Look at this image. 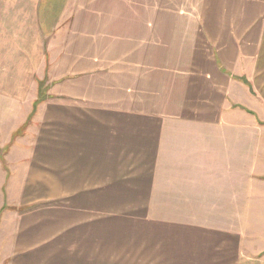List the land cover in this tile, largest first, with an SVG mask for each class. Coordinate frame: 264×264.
Returning <instances> with one entry per match:
<instances>
[{
    "label": "crops",
    "instance_id": "crops-1",
    "mask_svg": "<svg viewBox=\"0 0 264 264\" xmlns=\"http://www.w3.org/2000/svg\"><path fill=\"white\" fill-rule=\"evenodd\" d=\"M0 178L9 264L264 257V0H0Z\"/></svg>",
    "mask_w": 264,
    "mask_h": 264
},
{
    "label": "rangeland",
    "instance_id": "rangeland-1",
    "mask_svg": "<svg viewBox=\"0 0 264 264\" xmlns=\"http://www.w3.org/2000/svg\"><path fill=\"white\" fill-rule=\"evenodd\" d=\"M41 83H43V85H40ZM40 84H39V90L43 91V95L39 98L38 104L41 103V102L56 98V96L54 94H48L49 90L50 89L52 90L51 86L53 84V83L50 82V80L46 79L44 82H40ZM255 136L256 137L260 136L258 131L255 132ZM2 180H3V178H0V181H2ZM17 180H19V179H17ZM13 181H14V179L11 178L10 182H13ZM21 183H22V181H21ZM19 188H20L19 186L15 187L14 188L15 193H13V194L12 193L0 194V197H1L0 198V206L2 204L4 206V208L0 211V243L4 239L6 232L8 230H11L12 227H16L17 226V224H16L17 221H15V223H13V224L10 223V220H8V218L5 219L6 216L4 218V213L6 215L7 213L23 212L24 210L30 209V208H17V206L19 204V201H21V196H22V195H20V193H18ZM9 204L12 205V206H15V207L7 206ZM243 212L244 211H239L240 218H241V215H242ZM220 213H221V211H214V210L208 211V214L216 216V218L220 217V215H221ZM226 213H227V211H226ZM227 214H230V211ZM11 215H13V214H11ZM15 217H17V215L13 216V218H15ZM226 217H228V216H226ZM245 218L246 217H243V219H245ZM3 222H4V224H3ZM251 223L256 228H262V224L261 223L258 224L254 220H251ZM12 254L13 253H0V264H9L10 256ZM246 254H247V258L251 259V260H248L247 264L248 263L249 264H264L263 255L262 256L259 255V256L255 257V253H246ZM252 254H254V255H252Z\"/></svg>",
    "mask_w": 264,
    "mask_h": 264
},
{
    "label": "trees",
    "instance_id": "trees-1",
    "mask_svg": "<svg viewBox=\"0 0 264 264\" xmlns=\"http://www.w3.org/2000/svg\"><path fill=\"white\" fill-rule=\"evenodd\" d=\"M41 85H43V83H42ZM42 95H43V91L40 90V97H41Z\"/></svg>",
    "mask_w": 264,
    "mask_h": 264
}]
</instances>
